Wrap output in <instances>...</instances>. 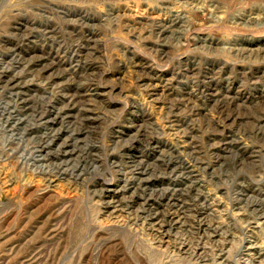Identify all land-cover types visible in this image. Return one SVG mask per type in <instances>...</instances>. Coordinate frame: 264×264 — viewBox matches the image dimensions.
I'll list each match as a JSON object with an SVG mask.
<instances>
[{
    "label": "rangeland",
    "instance_id": "obj_1",
    "mask_svg": "<svg viewBox=\"0 0 264 264\" xmlns=\"http://www.w3.org/2000/svg\"><path fill=\"white\" fill-rule=\"evenodd\" d=\"M0 264H264V0H0Z\"/></svg>",
    "mask_w": 264,
    "mask_h": 264
},
{
    "label": "bare ground",
    "instance_id": "obj_2",
    "mask_svg": "<svg viewBox=\"0 0 264 264\" xmlns=\"http://www.w3.org/2000/svg\"><path fill=\"white\" fill-rule=\"evenodd\" d=\"M42 55V54H41ZM45 57H47V56H45ZM44 118V117H43ZM114 121V120H113ZM43 126V125H42ZM45 141H42L41 143H39V145H38V151H45V150H47L46 152H49L48 151V148L50 147V143H44ZM68 153H70V151H64V152H62V153H60V155L61 156H67V154ZM3 156V155H2ZM146 159V158H145ZM262 162V161H261ZM138 174V176H137V178L138 179H140V180H142V177L140 176V171H138L137 172ZM246 173V172H245ZM106 181V180H105ZM120 204V203H119ZM159 208V207H158ZM217 231V230H216ZM179 236V235H178ZM184 243V242H183Z\"/></svg>",
    "mask_w": 264,
    "mask_h": 264
}]
</instances>
